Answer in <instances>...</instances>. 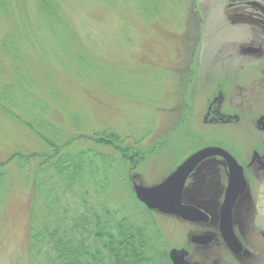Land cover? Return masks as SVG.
Masks as SVG:
<instances>
[{
    "label": "rangeland",
    "instance_id": "1",
    "mask_svg": "<svg viewBox=\"0 0 264 264\" xmlns=\"http://www.w3.org/2000/svg\"><path fill=\"white\" fill-rule=\"evenodd\" d=\"M56 1L58 13L47 18L38 14L34 0H20L0 16V101L8 87L28 106L49 105V120L61 126L68 128L75 113L92 132L110 129L129 144L136 137L143 153L150 148L156 149L152 155L160 153L133 171L147 186L200 148L232 140L225 128L198 121L207 88L203 71L223 44L238 38L227 27L237 19L228 0H162L157 10L146 0ZM79 51L84 63L69 56ZM77 145L86 147L82 140ZM44 149L29 129L0 110V161L13 151ZM13 162L6 167L0 206V264H32L27 251L31 183ZM209 178L202 173L199 182L189 184L187 197L198 203L214 197ZM107 190L115 208L150 219L122 183ZM152 217L157 227L149 232L156 248L180 245L190 229L172 218Z\"/></svg>",
    "mask_w": 264,
    "mask_h": 264
},
{
    "label": "trees",
    "instance_id": "2",
    "mask_svg": "<svg viewBox=\"0 0 264 264\" xmlns=\"http://www.w3.org/2000/svg\"><path fill=\"white\" fill-rule=\"evenodd\" d=\"M19 1L0 0V16L9 14ZM34 1L40 16L58 13L56 0ZM146 1L155 10L162 7V0ZM69 56L83 63L87 60L80 51ZM1 95L0 110L22 123L45 148L13 151L10 158L0 161V206L7 189L6 167L11 161L28 173L31 183L27 244L30 263L170 264L153 262L166 258L150 236V229L157 227L154 214L135 199L128 180L130 149L139 148L141 141L133 137L129 144L110 129L92 132L85 119L75 113H71L67 128L49 120V105L28 106L26 98L20 100L19 94L8 87ZM17 108L30 117L28 121L21 118ZM81 140L86 147L79 148L77 142ZM142 151L139 155L147 156L149 151L144 155ZM119 182L150 215L148 221L126 215L112 204L107 188Z\"/></svg>",
    "mask_w": 264,
    "mask_h": 264
},
{
    "label": "flooded vegetation",
    "instance_id": "3",
    "mask_svg": "<svg viewBox=\"0 0 264 264\" xmlns=\"http://www.w3.org/2000/svg\"><path fill=\"white\" fill-rule=\"evenodd\" d=\"M228 4V11L231 10L237 19H231L227 27L238 33V38L217 49V54L209 59L211 65L203 71L202 80L207 88L198 121L203 126L225 128L232 139L229 143L205 147L223 149L242 170L244 189L230 209L231 231L236 242L231 243L225 238V229L221 226L229 183V170L223 157L213 156L203 160L188 176L183 203L200 209L205 219L184 221L149 210L138 201L133 190L134 184L141 183L138 182L140 175L133 172L138 167L136 162L142 163L148 156L154 158L160 153L152 155L156 149L151 148L147 156H142L139 152L146 149L131 148L127 173L135 199L154 216L172 218L190 227L180 245H173L167 250L161 245L166 258L153 262L172 264L169 253L175 249L185 254L184 260L189 264H264V0H228ZM193 81L196 85L197 78ZM202 173L210 177L207 186L214 197H207L204 203H198L189 194L187 197L186 188L199 182ZM194 237H201L202 242H197Z\"/></svg>",
    "mask_w": 264,
    "mask_h": 264
},
{
    "label": "water",
    "instance_id": "4",
    "mask_svg": "<svg viewBox=\"0 0 264 264\" xmlns=\"http://www.w3.org/2000/svg\"><path fill=\"white\" fill-rule=\"evenodd\" d=\"M213 156L223 157L229 170V183L222 208L221 226L225 229L223 235L232 243L236 241L231 231L230 209L237 195L243 191L244 181L241 167H239L235 160L223 149L219 147L201 148L189 155L160 183L152 186L134 184L133 190L138 201L149 210L156 211L163 215L175 216L184 221L204 220L205 214L193 205L184 204L182 197L185 182L190 173H192L203 160ZM194 238L197 242H202L201 237ZM184 255L182 251L175 249H172L169 253L172 264H189L184 260Z\"/></svg>",
    "mask_w": 264,
    "mask_h": 264
}]
</instances>
